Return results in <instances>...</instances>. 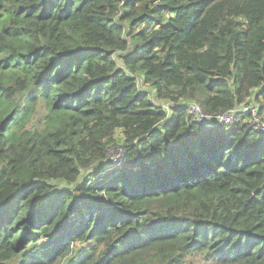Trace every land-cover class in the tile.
Segmentation results:
<instances>
[{
    "label": "trees",
    "instance_id": "1",
    "mask_svg": "<svg viewBox=\"0 0 264 264\" xmlns=\"http://www.w3.org/2000/svg\"><path fill=\"white\" fill-rule=\"evenodd\" d=\"M191 103L264 116V0H0V264H264V133Z\"/></svg>",
    "mask_w": 264,
    "mask_h": 264
},
{
    "label": "built area",
    "instance_id": "2",
    "mask_svg": "<svg viewBox=\"0 0 264 264\" xmlns=\"http://www.w3.org/2000/svg\"><path fill=\"white\" fill-rule=\"evenodd\" d=\"M162 109L168 114L170 112V104H162ZM239 113L247 114L249 116L248 123L251 128L264 133V116L259 115V110L252 104H243L239 107L225 113L207 115L203 113L197 104H189L186 108L187 119L192 123L201 125L217 124L222 126H230L236 115ZM123 155V151L118 149L115 154L113 163L118 162Z\"/></svg>",
    "mask_w": 264,
    "mask_h": 264
},
{
    "label": "rangeland",
    "instance_id": "3",
    "mask_svg": "<svg viewBox=\"0 0 264 264\" xmlns=\"http://www.w3.org/2000/svg\"><path fill=\"white\" fill-rule=\"evenodd\" d=\"M116 138L117 139H121L120 132H116ZM117 151H118V149H116V150L113 149V150L109 151L108 160L110 162L113 163V160H114V157H115V154H116ZM192 264H214V263L205 261L204 259H201L200 257H196V258L193 259Z\"/></svg>",
    "mask_w": 264,
    "mask_h": 264
}]
</instances>
